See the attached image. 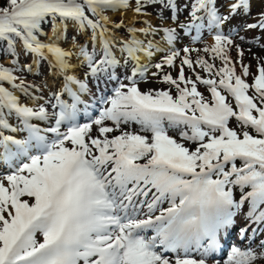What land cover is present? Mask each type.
Listing matches in <instances>:
<instances>
[{
	"label": "snow or ice",
	"instance_id": "6c2138e0",
	"mask_svg": "<svg viewBox=\"0 0 264 264\" xmlns=\"http://www.w3.org/2000/svg\"><path fill=\"white\" fill-rule=\"evenodd\" d=\"M134 4L137 15H147L148 4H160L177 19L176 0ZM131 6V0L0 4V42L7 44L8 53L16 56L19 42L25 54L47 60L65 76L63 91L71 97L69 102L53 94L55 103L45 102L49 112L45 104H21L0 86V162L8 169L0 174V264H211L246 203L249 224L239 229L241 239L254 240L264 232V62L258 63L249 84V67L237 73L229 54L231 34L222 31L232 17L249 14L251 0H231L227 14L220 12L217 0H192L190 22L179 28L186 35L195 33L193 43L202 40L206 29L214 44L185 47L183 57L174 47L176 28L156 29L144 21L145 27L129 29L132 38L120 49L123 63L132 64L124 83L116 75L121 60L106 39L109 18L104 13ZM69 22L79 32L90 30L91 51L75 37L71 50L62 46ZM45 24L51 36L44 32ZM122 26L123 21L112 25ZM247 27L264 30V13L258 24ZM137 32L146 38L162 33L168 52L156 69L163 64L176 67L180 58L178 76L162 77L167 90L140 89L147 66L140 64L137 53L151 59L164 49L152 40L145 44L137 39ZM192 51L211 54L223 67L214 71V64L199 56L194 62L187 55ZM73 58L87 66L84 80L67 74ZM194 64L210 78L199 73L195 80L186 77L184 66L194 70ZM13 71L0 65V82L30 95L23 82L15 83ZM88 76L98 89L102 76L118 86L110 95H100L97 103L102 107L94 118L79 122L81 106L87 115L89 103L82 96L95 98ZM197 82L206 86L210 100L198 91ZM38 99L33 97L34 102ZM11 114L21 129L10 125ZM233 119L242 131L230 127ZM4 130L27 135L17 139ZM224 264H264V239L256 248L233 246Z\"/></svg>",
	"mask_w": 264,
	"mask_h": 264
},
{
	"label": "rangeland",
	"instance_id": "374dc122",
	"mask_svg": "<svg viewBox=\"0 0 264 264\" xmlns=\"http://www.w3.org/2000/svg\"><path fill=\"white\" fill-rule=\"evenodd\" d=\"M1 1V0H0ZM231 0H217V7L219 8L220 12L222 14H227V6ZM177 7L179 11L177 12V19L174 22L171 18L172 14L169 9L164 8L160 4H148L146 5L144 11L147 13L149 18L151 19L152 27L156 29H162L165 27H173L177 29V32L179 34V39L176 41L174 47L176 50L180 52V57L185 56L186 54L183 52V49L185 47H188L190 49H203L206 46H210L214 44L212 42L211 44L208 42L209 40H212V35H210L207 30L205 29L202 33V40L196 43L192 42V36L195 35L193 32L191 35H186L180 28V24H187L190 22L189 18V12H190V5L192 3V0H176ZM131 7L129 8V11H132V13L135 16L134 24L137 26L143 25V15H137L134 13L132 8H134V0H131ZM185 5H188V7H185ZM109 12V10L105 11L104 15H106ZM264 13V0H251V8L250 12L247 15L239 14L234 17H232L230 20L226 21L222 25V31L227 35L231 34V39L233 40V46L230 47V56L231 60L233 62V65L236 67L237 73H239L242 70V66H248L250 70V75L246 78V81L251 84L253 81L254 76L257 73V67L258 63L264 62V30H261L260 28L255 29H249L247 25L249 24H258L261 20V14ZM107 16V15H106ZM123 21L122 16H116L112 19L111 24L108 25V27H111L112 30L115 29L119 35H125L127 33L128 26L123 25L120 28H114L112 27L115 23H120ZM70 23V22H69ZM125 24V23H124ZM44 32L47 33L48 29L50 28V25L43 27ZM67 40L62 43V46L65 49L71 50L72 45V38L75 37L77 42L82 45V41L86 40L87 38H90V40L87 42V46L89 47V50L91 51V32L86 31V37L83 36L82 32H79L78 29H73L71 27L67 26ZM139 28V27H138ZM161 36L162 33H158L156 36ZM126 36V35H125ZM120 37L118 40H122L125 38ZM145 37V36H144ZM143 37V38H144ZM41 39H44L42 37ZM122 46V44L120 45ZM97 51L99 52V48H97ZM240 51L243 52V56H240ZM168 50L163 52L160 55L155 56L154 59L149 61L147 66V73H146V79L142 81L139 84V87L142 91H148V90H167L169 85L162 82V77L165 74H170L173 76V78L178 76L179 72V66H180V58H177L175 61L176 67H169L166 64L162 65L161 69H156L154 65L156 63H161L164 59V56ZM190 58L195 62L197 57L203 58L208 61L210 64H214V71L216 69H219L223 67V63L217 59L213 60L211 54L204 53L203 51H192L189 54ZM31 54H25L22 50V45L18 44L17 49V56H15L12 59L5 60L3 63L4 65L9 66L10 68H14L13 75L17 78V81L15 83L17 85L21 84L23 82V86L25 88H28V92L30 95L22 94L20 97V103L23 105H28L30 103V99L34 97V94L38 95L40 98H42L40 101H38V104H45L46 107H48L49 103H55V100L52 99L53 94H59L58 93V85L61 84L65 78L64 75L61 77H58V80L56 82L49 81L50 79V73L52 72V68L47 60H39V67L36 73L32 74L31 71H28L29 61L31 59ZM118 60H121L120 66L116 69V75L120 78V80L124 83H128L127 77L131 76L132 73V64L129 63L128 65H125L123 63V60L121 57L116 56ZM13 60H18V63L14 66ZM73 61L77 60L75 58L72 59ZM78 71V79L84 80L86 75L88 74V68L86 65L80 63ZM184 72L185 76L188 78H191L195 80L196 74L199 73L201 77L204 79H208L209 74L203 72L199 67L195 66L194 64V70L188 68L186 65L184 66ZM152 73H158V75L153 76ZM212 78V77H211ZM215 79H219V77H215ZM88 87L92 94H108L110 95L112 89L116 86H118L117 82L115 80L113 81H107L106 77H101V80L99 81L100 87L97 88V81L92 79L90 76L87 78ZM5 83L0 82V86H3ZM15 90H18L17 88H14ZM197 89L199 92H201L204 97L207 100L211 99L210 93L207 90L206 86L200 84L197 82ZM175 89H173V92ZM22 92V91H20ZM65 93V92H64ZM221 94H224L223 92ZM251 95V91L249 92ZM61 99H63L61 95ZM234 103V101H233ZM36 105V106H37ZM35 106V107H36ZM49 112L52 111L50 107H48ZM230 127L234 128L238 132L242 131L240 127H237L236 124H234L233 120L230 121ZM96 134L95 126L93 127V135ZM115 134V133H114ZM113 134V135H114ZM0 174H5L4 171L0 170ZM236 198L239 199V191H236ZM166 206V205H165ZM247 203L245 204L244 208L241 211V214H239L236 219V224L241 222L239 226H236L233 230V233H231L230 238L228 239L227 243L224 245V248H222L224 255L222 258H210L211 263H216L219 261V264H224V262L227 260L228 255L231 252V248L233 246L240 247V248H246L249 244L252 245L253 248L257 247V244L261 239H264V232L258 233L254 240H243V242H239L241 240V237L239 235V229L242 227H245L249 224L248 221L244 219V213L247 211ZM146 210V209H145ZM158 214V213H157ZM256 227V225H251L248 231V235L252 236L251 228ZM258 250V249H257Z\"/></svg>",
	"mask_w": 264,
	"mask_h": 264
},
{
	"label": "bare ground",
	"instance_id": "6f19581e",
	"mask_svg": "<svg viewBox=\"0 0 264 264\" xmlns=\"http://www.w3.org/2000/svg\"><path fill=\"white\" fill-rule=\"evenodd\" d=\"M106 15L109 18V24H111L112 19L114 17H116V16H122L123 17V25L128 26L127 33H125L126 36L125 35L122 36V35L117 34L118 32L115 31V29L112 30L111 27H109V32L106 34V39H108L109 42L114 46V48H113L114 54L116 56H119V57H121V51H120V49H121L122 46H120V45L122 44V42L127 41V40H130L132 38V34L129 32V29H131V28L140 29L142 27H145L146 25L143 23L144 21H147L149 24L152 23V21H151V19L149 18L148 15H143V18H145L143 20V22H142L143 25L142 26H137L136 24H134L135 16L132 13V11H129V9L126 10V11L125 10H117V11L109 10V12ZM68 27H71L73 29H77L76 26L74 24H72L71 22L68 23ZM82 33H83V36L86 37V31L85 32H82ZM47 34H48V36H51L50 28L48 29ZM124 36H125V38L123 39V41L122 40H120V41L118 40L120 37L122 38ZM143 37H144L143 34H141L139 32L136 33V38L137 39L143 40L145 42V44L147 43L148 40H152L155 44H158L160 48L164 49V51H155L153 53L151 59H149L148 57H146L143 52L137 53V55L139 57L140 64L146 65L149 61H151L152 59H154L155 56L160 55L163 52H165L166 50H168V46L163 41V36L162 35L161 36L159 35L157 37H153V36H148L147 38L146 37L143 38ZM89 40H90V38H87L86 40H83L82 41V45H86ZM208 42L211 44L212 42H214V40L212 39V40H209ZM97 48H99V44H97ZM71 63L73 65V68L67 74L68 75H74V76L77 77L78 76L77 69L79 68L81 61H79V60H75V61L71 60ZM29 66L31 67L32 74L34 75L36 73V71L38 70V59L37 58H34L32 56L31 59H30V61H29ZM51 68H52V72L50 73L51 76H50L49 81L56 82L58 80V77L59 76L61 77L63 74L59 73L53 67H51ZM77 79H78V77H77ZM16 81H17V79H16ZM64 85H65V78H64L63 82L58 85V93L62 95V97H63L64 100H67V101L70 102L71 97L68 95L67 92L64 93V91H63ZM2 87L6 88L8 91H10L14 95H16L18 97L19 101H20V97H21V94L23 92L16 91L14 89V87L11 84H9L8 82H5V84ZM72 88H73V90H75V85H72ZM34 97L40 98L36 94H34ZM88 97H89V95H85V96H82V99L88 101L87 100ZM40 100L41 99H38V100H36L34 102L33 99H32L27 106H29V107H35L37 105L38 101H40ZM8 120H9V123H10V125L12 127L17 128V129H21L22 128V124L19 121V119L15 116V114L9 115L8 116ZM33 123H36L40 127H45L46 126L43 122H39V121H33ZM4 134L5 135H13L17 139H22V138H24L27 135L23 131H17L15 133H13V132H10L8 130H4ZM0 170L4 171V173H6L7 170H8L7 169V165H5L2 162H0ZM240 224H241V222H239L238 224H236V226H239ZM234 229H235V227L231 230V233H233V230Z\"/></svg>",
	"mask_w": 264,
	"mask_h": 264
},
{
	"label": "trees",
	"instance_id": "16d2710c",
	"mask_svg": "<svg viewBox=\"0 0 264 264\" xmlns=\"http://www.w3.org/2000/svg\"><path fill=\"white\" fill-rule=\"evenodd\" d=\"M3 2H4V0H1L0 4H3ZM18 43L19 42H17V45H16V54H17ZM12 57L13 56L8 53L7 44L5 42H0V65L5 59L12 58ZM6 68H8V67H6ZM249 131H251V130H249Z\"/></svg>",
	"mask_w": 264,
	"mask_h": 264
}]
</instances>
